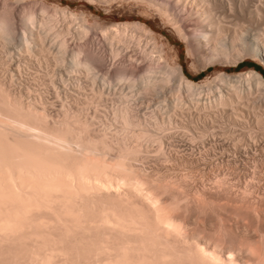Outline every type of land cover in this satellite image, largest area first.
Returning <instances> with one entry per match:
<instances>
[{
    "label": "bare ground",
    "instance_id": "1",
    "mask_svg": "<svg viewBox=\"0 0 264 264\" xmlns=\"http://www.w3.org/2000/svg\"><path fill=\"white\" fill-rule=\"evenodd\" d=\"M139 1L176 31L202 69L230 59L222 44L231 20L225 14L250 5L249 0L245 9L242 0ZM0 4V264H264V136L238 118L244 87L252 81L264 87L259 73H220L193 82L177 57L159 66L152 50L142 46L137 34L154 37L145 23H114L92 37L84 15L68 7L51 12L27 0ZM248 11L261 16L264 3ZM125 56L130 70H138L117 67ZM145 56L150 62L141 69ZM23 59L26 67L45 64L48 91L60 103L57 112L32 98L28 88L14 85L12 67ZM103 59L110 64L106 74L131 89L122 91L119 105L104 102L107 78L96 71ZM172 78L177 85L171 86ZM82 82L89 87L86 106L60 101L63 92L81 90ZM155 94L162 104L147 115ZM95 101L103 106L102 114L94 109L97 122L90 115ZM253 105L241 108L254 111ZM170 107L182 114L202 111L213 128L218 116L207 112L231 108L228 127L240 137L208 139L205 128L199 145L188 147L200 154L209 144V153L166 152ZM256 119L264 126V114ZM153 144L158 160L167 162L148 170L145 152ZM220 151L225 156L233 151L237 158L225 159ZM249 156L262 170L244 163ZM225 162L228 168L220 166Z\"/></svg>",
    "mask_w": 264,
    "mask_h": 264
},
{
    "label": "rangeland",
    "instance_id": "2",
    "mask_svg": "<svg viewBox=\"0 0 264 264\" xmlns=\"http://www.w3.org/2000/svg\"><path fill=\"white\" fill-rule=\"evenodd\" d=\"M237 1L240 2L241 0H237ZM242 1H241L242 5L244 3V5L242 6L243 7L242 9H245V7H246L245 5H247V2H246L247 0L246 1L242 0ZM259 1L258 0H256V1L251 0V2H250V0H249L248 4H250V5H249V7L247 5V7L251 10L254 7H256L257 5H261L264 3L263 0H261V2L263 1L262 3ZM27 2H31L33 5L43 4L48 9V11H51V12L56 10V9L68 7L70 9H72L75 14L77 13V15H81V14L84 15L86 23L89 24L91 27H93L92 30L94 29L93 31H91L92 34H93V32L97 31V33L95 32L94 34L99 33V35H100L99 30H106V29L110 28L111 25L114 23H121V22L145 23L151 28V30L155 34V35L153 34V36H154L153 38L155 40L153 38L150 39V38H147L146 36L143 37V35L141 36L140 34H137L136 38L140 37L139 40H140V42L142 41L141 42L142 46L146 47L149 51L152 50L151 55L153 56V58L155 57V59H157L158 64L161 63L159 66H164V63H165V65L169 66L172 64V60L176 59V57H177V61L182 66L184 74L193 82H199V81L204 80V79L210 80L214 76H216L217 74H220V73H225V74H229V75H238L241 73L242 74L247 73L250 70L259 73L258 71H256L252 67H243L240 70H233L240 63H243V62L254 63L264 70V60L262 59V57H264L263 56L264 55V27H263L264 26V18L262 15H264V14H262L261 16L257 15L259 17L258 18V17H256L255 14H249V11H248L249 9L242 10L243 12L241 13V11L239 10L240 8L237 7L238 9L235 8V10L233 11V13L235 15L233 13L231 14L230 12H227L225 14L232 20V22L234 21L233 23L237 22V24H234V25L237 26L239 24L238 28L236 30V28H235L236 26L233 27L234 25H232L233 23L231 22V20L228 21L229 18L227 16L226 17L228 19L224 18V23H225L226 19L228 21V22H226L228 25L227 24H225V25H227V26L230 25V26L228 27L226 33L224 34V39L226 38V40H228V41L224 40L226 43L224 42L222 44L225 46V48L226 47L229 48V50L227 52L230 54L229 55L230 59L229 58L227 59L225 57V58L221 59L220 61L212 62L211 64H209L207 66L206 69H202V68H200V65L196 61V59L187 54V45L180 39V37L177 35L176 31L170 25H168L163 18H161L158 14H156V12L153 9L149 8L147 5L140 2L139 0H27ZM254 2H256V3H254ZM257 2H259V3L257 4ZM255 4H257V5H255ZM251 5H253V6L255 5V6L253 7ZM0 8H1V4H0ZM243 13H244V15L241 16V14H243ZM231 15H233L232 16L233 18L230 17ZM248 15L249 16L252 15L253 17L252 16L248 17ZM243 17H246V18H243ZM260 17H261V19H260ZM236 19H237V21H236ZM239 19H241V20L239 21ZM230 22L232 24H229ZM95 28L96 29L98 28V30H95ZM234 29L236 30L237 35H236V32H234L235 31ZM239 29H241V30H239ZM242 30H243V32H242ZM233 32H234V34H233ZM92 34H91V36L93 37L94 34L93 35ZM244 34H248L249 37L246 35L248 37V39H246V36H244ZM252 35H254V36H252ZM255 35L257 37H255ZM234 36H235V38H237L236 41H238V42L234 41L235 40ZM240 37H243V39ZM255 38H257V39H255ZM143 39H144V41H143ZM152 39H153V41H151ZM232 40H233V42H232ZM254 40H257V41L255 42ZM148 41L154 42V45L156 46V50L154 47H153L154 50L152 49V46H154L153 43L147 44ZM239 41H241V42H239ZM259 41L262 43H259ZM212 42H213V46H214L215 40H212ZM212 42H211V46H212ZM246 43H247V45H246ZM225 44L228 46H226ZM232 44H235V45H232ZM240 44H241V46H240ZM228 48H226V49H228ZM156 51H158V52H156ZM0 56H2L1 53H0ZM105 56H106V59L109 58V55L107 52H106ZM125 57H124V59L122 57H119V60H120V63L122 66L119 63V65L117 67L120 66L121 68H125L126 70L129 69L127 71H131V72H132V70L134 71V69H135V71L138 70L137 68H133L130 70V68H132L133 66L130 63L131 61L129 60V57H126V58ZM145 59L142 60L141 62L139 61L141 64V69L143 67L146 68V66L150 62L149 57L145 56ZM101 61H102V64H100L101 62H99V66H100L99 69L101 72L99 70H96V71L99 72L98 73L99 76L103 75L104 77L107 78V84H105V87L107 90H106V93L104 96V99H105L104 102L108 103L112 106L113 105H119L120 104L119 103L120 102L119 96L121 93H123L122 91H124V93H129V92H131V89H128L127 86H125V85L119 83L118 81H116L115 79H113L114 77H110L109 75H107L106 70L110 67V64L107 60L105 61V59H103ZM25 62H26V60L23 59V63L20 62V64H19L20 66H16L17 65V62H16L14 64V66L12 67L11 71L13 74L16 75V76L14 75L15 77L13 76V79L16 82V83L14 82V85L16 87L18 86L19 88H22L25 92L29 89L27 92L29 93L32 91L31 93H29L32 98H34V99L36 98V100L38 99V101L42 100L43 102L41 101L40 103H42V105L45 104L44 106H46L47 108L50 107L49 110H52L55 107L53 109L54 111L53 110L52 111L54 113L57 112L58 111L57 109L58 108L61 109V107L59 106L60 105L59 102H55L56 98H55V95L53 94V92L50 93V91H48V88H49L48 87V78L45 77V75H44L45 64L42 62L43 64H42L41 68L38 67V65H35V66L32 65L33 67H31V65H30V67H26ZM50 63H53V62H50ZM142 63L144 66H142ZM51 65L53 68H55L53 64H51ZM102 66H104V67H102ZM37 72H39L40 74ZM35 73H37V74H35ZM140 74L142 75L143 73H140ZM200 74H203V76L201 78H199V80H193L195 77H198ZM259 74L264 79V76L261 73H259ZM111 79H113V80H111ZM233 79H234V81L236 80L235 78H233ZM233 79H232V81H233ZM45 81H46V83H45ZM82 83H83L82 84L83 88L81 90L80 89L79 90L71 89V90H69V92L67 94H64V92H63L60 95L61 100L60 99L59 100L62 102L68 101L71 104L73 103L74 106L77 105L78 108L84 107L83 106L84 104H82V103H85V102H82V101H85V99L83 97L86 96V94L89 95V87L87 85H85L84 82H82ZM44 84H46L47 86ZM172 84L174 86L177 85V81L173 78L171 79V86H173ZM238 84H236L235 86H237ZM99 86H100V88H103L102 82L101 83L99 82ZM164 89L167 90V88H164ZM45 90L49 93H47ZM153 93L154 92H152L151 94H153ZM155 93H157V92H155ZM47 94H49V96ZM50 94H53V96ZM39 95H40V97H39ZM186 95H187V93L183 89L182 90L183 98H185ZM148 97L150 98L151 96H148ZM155 97H157L159 99H157ZM82 98H83V100H82ZM253 98L255 100H253ZM160 100H161L160 95H158V94L157 95L155 94V96L153 95V100H151V102L149 101V104H151V105H146V106H151V108L148 107L147 109H145V106L143 108V109H145L144 110L145 113L147 111L146 114L149 115L152 110H155V108L157 110L158 109L157 107L159 105L161 106V104H162V102H160ZM252 101H255V102H252ZM256 101H257V103H256ZM53 102H54V104H57V105H53L52 104ZM78 102H80L79 104H82V105H79ZM158 102H160V103L158 104ZM251 102L253 104H255V106H256L254 111H252L251 108H244V109L241 108V107H243L242 105H244L246 107H248L249 105L250 106L253 105ZM258 102H259V104H258ZM239 103H240V105H239L240 111L239 110H237V111H239L238 113H241V112L242 113L241 114L237 113L238 115H241V117L239 116L238 118H240V120L243 119L244 123L246 122L245 124H247V125L250 124V126L252 127L250 129H252L256 132H259V135L261 137H263L264 136V126L257 124L258 120L256 119V117L262 116V114H264V87L257 84L256 82L252 81L250 83V87L248 85H246L244 87V92L242 94V98L240 99ZM97 104L98 103H96V101H95L94 107L91 108V106H90V108L92 109V110H90V115L93 117L97 116L100 113L102 114V112H103V110H102L103 106L101 104H98V105ZM85 106H86V103H85ZM96 108H98V109H96ZM213 108L216 109V107H213ZM170 109H172V110H170ZM170 109L169 110L171 111V114L173 115V118H172L173 124L171 125V127L168 130L163 132V135L168 137L165 144H164L165 145L164 151H166V152L172 151V152L177 153L178 155H185L186 157H188V156H190V157H192V156H195V157L204 156L208 152L207 150H208L209 144H207V147L204 148V150L206 149L205 150L206 152L204 150L201 151L203 154H201V152L199 154V151H196V150L194 152H192L190 150V148L193 146L199 145L198 144L200 142L199 134L203 133V129H205V128H206L205 130H207L206 131V137H208V139L215 136L217 139L230 140V139H233L235 137V134H236L237 138H238V136L240 137V135L238 134L237 131H236L237 133L235 132V134L233 135L232 127H228L229 125L231 126L230 122L232 121V118H230V116H228L229 113L232 111L231 108H227V107L224 108V113H223V108H221V107L219 109H216L215 112L213 111L215 109H213V110L210 109V110H212V112L211 111L207 112V115L210 116V114H211L213 116V118H215L214 113H216L215 115L218 116L217 119L215 120L216 123L214 122V124H215L214 128L211 127L213 125V123L209 121L211 118L210 119L208 118L209 120H206L205 118H207V117L204 115H201V114H203V113H201L202 111L199 112L197 110L191 109L193 111H191V112L189 111L190 112V113L188 112L189 114H186V113L182 114L180 111H177V110L175 111L171 107H170ZM95 112L98 114L95 115ZM218 112H220V114ZM191 113H192V115H190ZM255 114H256V116H255ZM97 120H98V118H95L96 122H97ZM211 121H214V120H211ZM97 124H96V126L99 125V124L98 125ZM184 125H187L189 127V130L186 131V129L183 128ZM259 126H261V127H259ZM97 128H99V126ZM221 128H222V130H221ZM224 128H227V129L229 128V131L227 132V129H224ZM230 130H231V132H230ZM222 131H224V132H222ZM248 131H249V129H248ZM246 132H247V130H246ZM196 138H198V139H196ZM155 148H156V146H155V144H153V146H151V148H150V151H148V153L145 152V155L147 157V159H146L147 162L144 164V166L148 167V170L152 169L154 167H161L162 164H166L165 162H167V161L164 162L161 159L158 160L159 158H161V156L158 152H156ZM209 152H210V150H209ZM217 152L219 153L218 150H217ZM220 153H221V151H220ZM226 153H227V156L228 155H231V156L227 157V156H225V154L221 153L222 155L225 156V159L236 157L235 154H233L234 153L233 151H230V152L228 151ZM221 154H217V157L214 154H212L211 156L214 159V156H215V158H218V155H219V157L222 156ZM211 156L209 155L208 158H211ZM238 157H240L239 159L243 158L241 156H238ZM244 160H246L244 163H246L247 165L249 164L248 167L250 169L252 168L251 170H253L255 167H256L255 169H257L258 171L262 170L261 166L256 161H255V164H257V165L254 164L252 166V164L254 163L253 157L249 156L247 159L245 158ZM251 162H252V164H251ZM225 163H224V165L222 164L220 166L221 167L223 166V168H226L228 163L227 162H225ZM228 167H229V165L227 166V168ZM233 167H235V166H233ZM182 168L184 169L186 167L182 166Z\"/></svg>",
    "mask_w": 264,
    "mask_h": 264
},
{
    "label": "trees",
    "instance_id": "3",
    "mask_svg": "<svg viewBox=\"0 0 264 264\" xmlns=\"http://www.w3.org/2000/svg\"><path fill=\"white\" fill-rule=\"evenodd\" d=\"M243 67H252L254 68L256 71H258L259 73H261L264 76V70L259 67L258 65L251 63V62H243L240 63L235 69L233 70H240ZM203 76V74H200L198 77H195L193 80H199V78H201Z\"/></svg>",
    "mask_w": 264,
    "mask_h": 264
}]
</instances>
